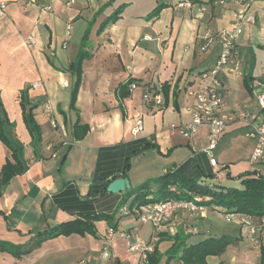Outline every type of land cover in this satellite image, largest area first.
<instances>
[{
  "label": "crops",
  "instance_id": "obj_1",
  "mask_svg": "<svg viewBox=\"0 0 264 264\" xmlns=\"http://www.w3.org/2000/svg\"><path fill=\"white\" fill-rule=\"evenodd\" d=\"M0 1L5 5L0 13V113L25 167L0 195V241L26 250L37 233L62 222L82 214H112L114 207L116 212L128 190L111 193L105 187L118 177H127L133 188L168 170L200 177L204 183L237 187L240 174L256 171L264 176V158L252 162L256 140L248 136L245 123L233 121L226 127L211 151L216 166L206 151L208 126H201L191 138L170 129L191 120L194 100L188 91L218 58L219 44H212L214 51L212 45L204 49L203 35L229 29L238 6L216 0ZM187 2L192 6L181 5ZM246 16H254L256 22H243L235 61L218 74L223 112H260L264 118L256 100L264 90V0L247 7ZM86 34L84 48L90 56L82 61V81L71 108L75 75L69 66ZM29 36L35 39L33 45L28 44ZM131 79L135 81L130 84ZM35 82L40 86L34 87ZM165 82L171 86L167 105L164 100L161 104L148 100ZM124 84L128 85L121 90ZM22 93L39 125L40 140L26 124ZM47 101L52 102L57 128L45 117ZM137 117L144 128L135 135ZM77 121L89 127L79 140L72 132ZM50 142L55 144L52 151L47 150ZM140 157L148 159L135 167L133 161ZM9 158L11 150L0 138V168ZM123 172L125 176H118ZM113 215L109 221L96 222V234L47 238L20 256L0 249V264H144L137 253L128 251L123 237L111 239L109 230L149 239L151 226L134 216ZM221 218V209L209 206L179 212L166 221L147 264H184L172 258L181 254L184 242L223 234L234 242L207 261L232 264L236 256L229 253L242 234L240 227L221 225ZM259 240L264 247V231Z\"/></svg>",
  "mask_w": 264,
  "mask_h": 264
},
{
  "label": "built area",
  "instance_id": "obj_2",
  "mask_svg": "<svg viewBox=\"0 0 264 264\" xmlns=\"http://www.w3.org/2000/svg\"><path fill=\"white\" fill-rule=\"evenodd\" d=\"M76 0H67L68 4H73ZM256 0H216L220 5L234 4L238 6V11L235 13L233 24L229 29L212 32L208 30L203 35V48L208 49L212 44L217 42L220 46V51L215 65L199 74L195 87L190 88L188 94L193 98V104L190 107L191 120L181 125L172 124L171 130H178L184 137L191 138L195 135L201 126H208V147L207 153L210 156V163L213 166L217 165V161L211 151L216 147L218 140L222 136L226 127L233 121H240L249 127L248 136L256 140V145L252 154V162L260 163L264 158V118L260 112H249L238 110L233 113H224L225 99L220 91L221 82L218 74L221 70L228 68L229 64L235 61L236 48L243 34V22H256L254 16H246L247 7L254 4ZM182 6L191 7V3L181 4ZM29 6V4H27ZM5 5L0 1V13L4 11ZM199 11H206L205 7H200ZM68 28V32H69ZM35 39L32 36L28 37V44L33 45ZM34 87L40 86V82H35ZM135 87V85H132ZM148 100H154L157 103H163V96L160 93L150 94ZM256 100L260 110L264 109V90L256 94ZM45 117H47L53 128L58 127V123L53 116L54 108L52 102L47 101L44 104ZM144 128L143 120L137 117L133 124V133L137 135ZM54 142H50L47 150L54 149ZM51 156H56L52 153ZM206 206L201 204V198L194 196L192 198H171L163 201H148L140 204L121 205L118 210L120 216H134L142 224L151 226L152 232L149 239H144L138 234L127 231H117L110 228L109 235L112 238L121 236L127 241V249L130 252H135L140 256V260L147 264L150 261V256L155 252L156 244L159 240V234L163 230L167 220L176 217L179 212H197L205 210ZM228 220L238 221L241 225L246 226L249 234L256 245H260L259 236L264 230V215L249 216L237 213L228 214ZM103 257H107L106 252Z\"/></svg>",
  "mask_w": 264,
  "mask_h": 264
},
{
  "label": "trees",
  "instance_id": "obj_3",
  "mask_svg": "<svg viewBox=\"0 0 264 264\" xmlns=\"http://www.w3.org/2000/svg\"><path fill=\"white\" fill-rule=\"evenodd\" d=\"M159 10L155 12L157 14ZM88 33V32H87ZM87 34L84 38L83 44L75 59L69 66V70L75 75V81L71 93V108H75L78 91L82 81V61L89 57L90 54L85 50V42ZM135 81L130 80V84ZM128 84H124L121 90H124ZM170 84L163 83L161 90L153 94L162 93L164 103L167 105V100L170 92ZM124 96V94H122ZM152 101H154L152 99ZM28 98L25 93H22V107L24 109V117L26 124L32 134L40 140V129L36 123L32 109L27 110ZM6 118L0 113V138L11 150V158L0 168V195L3 193L5 187L15 176L22 174L25 167L20 156L19 148L12 143L6 134L5 127ZM89 127L79 121L75 122L72 128L74 138L79 140L83 138L88 132ZM126 172L118 176H125ZM229 176V175H228ZM116 179V178H115ZM238 179L241 180V186H230L219 183H204L199 178L186 176L175 171L168 170L164 174L148 179L146 182L138 187L128 189L127 195L123 200H128L129 197L134 198L133 204H140L148 201H163L171 198H192L199 196L201 204L213 208L221 209V211L229 213H237L249 216H263L264 215V176L258 174L256 171L246 172L240 174ZM108 185L105 187L107 190ZM151 194H154L151 197ZM114 215L109 213L96 214H82L77 218L62 222L53 229L40 232L36 234L35 239L29 247L23 249V246H15L7 242L0 241V249L10 251L17 256L21 253L31 251L35 246L39 245L44 239L56 237L59 235L80 234L85 235L96 234V222L113 219ZM183 239V238H182ZM188 239V238H184ZM183 241H186L184 240ZM234 242L231 236L223 234L221 236H202L197 240L189 243L184 242L181 254L177 257L184 264H209L207 258L209 256H218L224 253L226 248ZM183 243V242H181ZM181 246L179 244L177 247ZM18 249V250H16ZM23 249V250H22ZM156 250V249H155ZM24 251V252H22ZM218 264H226L220 262ZM261 264H264L262 258Z\"/></svg>",
  "mask_w": 264,
  "mask_h": 264
},
{
  "label": "rangeland",
  "instance_id": "obj_4",
  "mask_svg": "<svg viewBox=\"0 0 264 264\" xmlns=\"http://www.w3.org/2000/svg\"><path fill=\"white\" fill-rule=\"evenodd\" d=\"M160 5H162V4H160ZM159 9L160 8L157 7L156 11L159 10ZM212 47H213L212 51L216 50L215 45H212ZM258 63L260 65V67H261L262 63L261 62H258ZM259 65H258V67H259ZM263 71H264V68H263ZM147 159H148V157L146 159L140 157V159H137V160L133 161L134 162L133 164H134L135 167H136V165L139 166V165L143 164V162L146 161ZM166 161H170V160L166 159ZM172 165H173V163H172ZM135 170H138V169L136 168ZM158 176H160V175H158ZM146 181L147 180H145V182ZM227 185L236 186L235 183H231V184H227ZM153 195L154 194H151V197ZM133 199L134 198L130 197V198H128V200H122L121 204H119L116 212H115L116 207H114L112 209L111 213L112 214L115 213V215L117 214L118 218L123 219L124 216H120V213H118V210L121 207V205H123L125 203H127V205L131 204L133 202ZM228 214H231V213L222 211V216H223L224 219L221 218V225H223V226L234 225L236 227H240V230H239L238 233H239V235L242 234V238L240 240L236 241L237 243H236V246H235V250H233L232 252L229 253V255L232 254V255L236 256V259H235V261L232 264H235V263L236 264H261L262 258L264 259V247L260 246L261 242H260V245H256L254 243L253 239H252V236L249 234L248 228L246 226L241 225L238 221L236 222L234 219L233 220H228L227 219L228 218Z\"/></svg>",
  "mask_w": 264,
  "mask_h": 264
},
{
  "label": "water",
  "instance_id": "obj_5",
  "mask_svg": "<svg viewBox=\"0 0 264 264\" xmlns=\"http://www.w3.org/2000/svg\"><path fill=\"white\" fill-rule=\"evenodd\" d=\"M131 188L127 177H118L108 184L107 190L111 193H121Z\"/></svg>",
  "mask_w": 264,
  "mask_h": 264
}]
</instances>
